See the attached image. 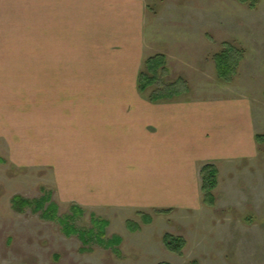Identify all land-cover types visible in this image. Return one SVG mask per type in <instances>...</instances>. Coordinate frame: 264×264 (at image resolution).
Returning <instances> with one entry per match:
<instances>
[{
	"label": "rangeland",
	"instance_id": "rangeland-1",
	"mask_svg": "<svg viewBox=\"0 0 264 264\" xmlns=\"http://www.w3.org/2000/svg\"><path fill=\"white\" fill-rule=\"evenodd\" d=\"M142 2V71L154 58L150 82L143 85L146 96L114 83L111 94L109 84L87 81L63 84L62 95L55 83L46 104L43 69L33 65L37 59L31 58L27 38L19 41L15 58L1 61L0 264H264V0L254 9L238 0ZM224 52L230 57L228 81L220 79L216 67ZM86 71L91 74L92 68ZM154 96L174 99L179 107H229L236 123L249 127L251 140L263 139L258 145L253 140L252 152L235 160L174 154L176 166L196 162L189 196L150 193L157 184L144 177L147 163L139 148L123 166L132 178L144 179L141 186L112 196V202L107 195L95 198L94 191L87 195V185L81 186L83 194L70 193L76 160L69 147L63 156L53 145L66 128L61 112L112 106L124 119L128 108ZM46 108L53 116L52 136L40 138ZM86 165L92 164L80 163ZM205 166L215 168L209 201L203 191ZM15 197L38 203L21 209ZM165 197L191 200L171 204ZM167 235L185 241L181 254L166 248Z\"/></svg>",
	"mask_w": 264,
	"mask_h": 264
},
{
	"label": "crops",
	"instance_id": "crops-1",
	"mask_svg": "<svg viewBox=\"0 0 264 264\" xmlns=\"http://www.w3.org/2000/svg\"><path fill=\"white\" fill-rule=\"evenodd\" d=\"M144 19L142 0H0V64L5 58H15L19 41L27 38L31 58L37 59L33 65L43 69L39 74L45 83L46 104L55 83L61 84L62 95L67 90L63 84L87 81L109 84L111 94L114 83L122 89L127 85L131 95L146 96L139 90ZM86 67L92 68L91 74ZM174 102L148 99L143 106L128 108L124 119H118L117 108L112 106L61 112L65 117L59 120L66 128L53 145L61 147L63 156L62 149L69 147V156L76 160V169L69 174L73 180L70 193L81 194V186L87 185V195L94 191L95 198L107 195L112 202V196L141 186L144 179L132 178L123 166L139 148L142 162L147 163L144 177L151 176L157 184L150 193L189 196L196 182V162L191 167L183 162L176 166L174 154L183 151L187 156L198 153L208 159L235 160L252 152L253 140L258 145L257 136L251 140L249 127L239 126L229 107L210 110L192 103L179 107ZM47 109L40 138L52 136L53 116ZM80 163L92 165L81 168ZM163 199L171 204L191 200Z\"/></svg>",
	"mask_w": 264,
	"mask_h": 264
},
{
	"label": "trees",
	"instance_id": "trees-1",
	"mask_svg": "<svg viewBox=\"0 0 264 264\" xmlns=\"http://www.w3.org/2000/svg\"><path fill=\"white\" fill-rule=\"evenodd\" d=\"M242 4H247L251 3L252 9H254L257 5V0H238ZM229 55L222 53L219 55L216 59V67H217V72L219 74L220 79L228 81L229 76H230V65H229ZM154 61V58H149L146 62L145 65L147 67V72L141 71L140 76H139V90L141 92H145L147 87L143 86L145 83L150 82V77H149V67L150 64ZM152 101H159L158 98L155 96L153 98H150ZM258 142L263 139L261 136H257ZM215 171L214 166H205L202 170V175H204V185H203V191L207 194L206 195V200H208L209 196L211 195V189L213 188V182L211 177H213L212 172ZM209 201V200H208ZM14 202H17L20 205V208L23 209L26 206H33L37 205V201H27L23 200L20 197H15ZM164 243L166 248L175 254H181L183 249L185 248V241L182 238H174L172 236H165L164 238ZM167 264V263H164Z\"/></svg>",
	"mask_w": 264,
	"mask_h": 264
}]
</instances>
